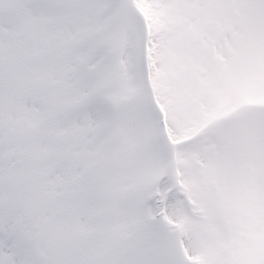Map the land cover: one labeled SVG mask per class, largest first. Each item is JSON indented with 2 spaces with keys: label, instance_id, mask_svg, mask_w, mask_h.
Returning <instances> with one entry per match:
<instances>
[{
  "label": "snow or ice",
  "instance_id": "1",
  "mask_svg": "<svg viewBox=\"0 0 264 264\" xmlns=\"http://www.w3.org/2000/svg\"><path fill=\"white\" fill-rule=\"evenodd\" d=\"M0 264H264V0H0Z\"/></svg>",
  "mask_w": 264,
  "mask_h": 264
}]
</instances>
